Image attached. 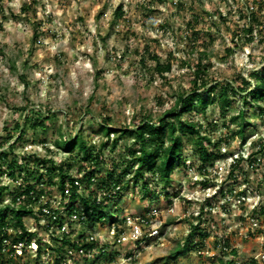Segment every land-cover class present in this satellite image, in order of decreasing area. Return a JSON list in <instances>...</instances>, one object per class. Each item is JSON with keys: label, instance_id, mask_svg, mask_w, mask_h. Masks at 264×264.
Returning a JSON list of instances; mask_svg holds the SVG:
<instances>
[{"label": "rangeland", "instance_id": "rangeland-1", "mask_svg": "<svg viewBox=\"0 0 264 264\" xmlns=\"http://www.w3.org/2000/svg\"><path fill=\"white\" fill-rule=\"evenodd\" d=\"M120 5L123 15L114 21ZM200 52L207 53L209 85L219 83L206 112L195 107L183 120L203 124L219 144V149L208 144L217 159L203 174L195 147L187 144L166 187L145 168L149 188L145 194L141 182L129 179L131 171L124 177L128 187L104 210L105 221H85L83 231L106 234L108 220L115 216L127 239L134 232L128 227L132 220L144 218L148 223L137 221L140 234L147 236L143 244L134 247L132 241H123L117 248L109 244L122 254L136 250L135 264H248L247 257L262 250L264 241V234L257 232L264 229V214L252 210L264 202V154L256 155L262 158L258 164L251 165L248 159L264 143V98L254 101L247 90L243 104L242 94L228 89L227 98L233 102L223 116L219 93L226 81L239 88L242 77L255 83L250 75L255 70L264 77V0H0V136L15 134V124L22 120L25 131L13 151L11 141L0 152L5 150L9 161L19 163L31 160L32 154L60 162L71 155L54 141L61 133L70 138L82 133L100 150L98 169L106 174L113 170L112 159L117 161L132 141L123 140L110 151L116 134L108 139L98 131V123L133 126L148 114L157 121L174 106L178 93L193 89ZM156 58L171 63V70L163 75L156 72ZM241 108L249 120L244 143L234 135L237 127L230 122ZM39 119L44 128L36 123ZM105 141L106 147L99 149ZM77 171L76 166L72 173ZM1 181L10 189L17 185L6 173ZM39 186L45 189L40 201L59 208L63 200L56 186ZM235 192L245 195L243 203ZM10 200L6 195L4 202ZM39 204H33L34 211ZM24 222L44 235L32 215ZM197 223L206 234L196 236L195 246L186 254L172 257L171 251L184 243ZM153 230L156 235H147ZM108 258L101 260L116 263ZM117 258L116 264L124 260Z\"/></svg>", "mask_w": 264, "mask_h": 264}, {"label": "trees", "instance_id": "trees-1", "mask_svg": "<svg viewBox=\"0 0 264 264\" xmlns=\"http://www.w3.org/2000/svg\"><path fill=\"white\" fill-rule=\"evenodd\" d=\"M114 13V21H117L123 15L122 6H118ZM205 60H207V53L200 52L193 70V89L190 92L183 91L178 93L174 106L159 115L157 121L154 122L151 115L148 114L138 124L133 126L117 128L110 126L105 121L98 123V131L102 132L108 139L111 134H116L110 142V151L114 152L118 143L123 140L132 141L121 153L117 161L112 159L113 170H109L106 174L98 169V165L101 163L100 150L95 149L96 145L89 142L82 133L75 134L71 138L65 137L61 133V137L54 141L58 149L71 155L60 162H56L52 156L41 157L32 154L31 160H22L19 163L17 160L9 161V153L5 150L0 152V241L4 238H10L13 242L19 239L30 241L36 233L27 229L24 217L32 215L36 223H38L41 219L40 213L44 214L41 210L44 206L52 211V214L46 220L48 223L51 221L52 224H56L59 219L56 211L51 208L47 200L45 202L40 201L45 189L40 187L39 184H45L47 187L55 185L63 198L65 197L64 191L68 184L70 188L69 203L73 206L74 203L79 202L83 208L82 213L86 216L85 221L93 223L96 220L105 221L103 219L104 210L117 201L122 191L128 187L129 181L124 179V177L129 175L131 171L132 175L129 179H133L135 183L141 182L143 194L149 190L144 173L145 168L147 169L146 171L150 172V176H157L156 180L162 182V188L166 187L171 182L172 172L180 163L183 157V150L187 144L195 147L200 161L199 168L204 174L206 172L205 167L213 165L214 160L218 157L216 153L210 152L208 144L212 143L218 149L219 144L211 140V137L205 132L203 124L191 119L183 120V115L195 107L205 113L207 106L215 99L213 93L219 82L209 85V63L205 64ZM154 69L160 75H163L171 70V63L163 64L156 58ZM250 75L254 77L255 83H252L251 79L248 80L242 77L240 88L235 87L230 81L224 82V85L221 86L219 105L223 116L226 115L225 108L233 102V100L227 98L228 89L234 94H242L243 104L247 103V95L243 94L247 90L250 99L254 101L264 98V77H260V72L257 70L250 73ZM202 91H206L207 95L203 96ZM44 117L48 119V116ZM230 122L236 124L237 128L234 131V135L239 136L244 143L246 141V129L249 125L245 110L241 108L237 114L230 116ZM36 123L44 128L43 120L39 119ZM23 126V120L18 121L15 124V128H17L15 134L10 133L6 136H0V147L12 141L10 143V151H13V148L25 136ZM14 137L15 139H13ZM107 144L108 142L106 141L101 142L99 149L105 148ZM263 149L264 143L260 142L257 151L250 154L249 161L252 163L257 154L264 153ZM235 164L234 160L233 168H235ZM237 165L239 166V163ZM4 166H6L5 169L3 168ZM76 166L78 171L73 174L72 170ZM233 168H231L229 174L230 178H233L234 175ZM3 173H6L17 184L14 189H10L11 187L8 183L1 181ZM30 181H34V183H30ZM76 181L82 185V192L78 191ZM229 191L231 192V190ZM221 192H223V195L225 194L224 191ZM6 195H9L10 202H4ZM36 201L40 203L37 212L33 210V204ZM256 212L264 214V204L260 205L259 208H255L254 213ZM53 215L55 218H52ZM108 221L113 224L117 221V218L111 216ZM10 226L20 233L18 235L9 234L5 227L10 228ZM204 234L206 233L200 229L199 223L192 225L184 243L182 245L178 244L171 251V256L177 257L181 254H186L191 245H193L194 238ZM38 240L40 241V239ZM65 243L66 241L62 242V245ZM226 246L227 243L224 248H227ZM233 251L235 253V250ZM60 262L61 260H56V264ZM6 263L0 252V264Z\"/></svg>", "mask_w": 264, "mask_h": 264}, {"label": "built area", "instance_id": "built-area-1", "mask_svg": "<svg viewBox=\"0 0 264 264\" xmlns=\"http://www.w3.org/2000/svg\"><path fill=\"white\" fill-rule=\"evenodd\" d=\"M261 159L262 158L259 157L255 158L251 165H254L255 162L258 164V161ZM75 183L78 184V191L82 192V185L79 184L78 181ZM64 192L65 197H62L63 201H59L58 205H61L59 208L50 205L59 217L56 224H52L51 221L50 224L46 220V218L52 214V211L45 206L41 208L44 214L40 216L41 219L36 224L41 225L44 235L38 234L37 230L29 229V227H27L29 231L36 233L30 241L19 239L16 242H13L10 238H4L0 241V252L3 256V260L7 262L6 264H12L11 262H13V264H56V260H61L58 264H87L89 262H91V264H105L101 258L107 255H109L108 259L110 262L117 263V261L119 262L117 257L122 256L124 260L123 262H120V264H135L138 258L136 250L129 249L125 254H122L123 252L121 250L117 249L115 251L113 246L111 247L109 244L113 243L115 248H117L116 244H120L123 241H132L134 247L141 243L143 244V241H145L147 236L140 234L141 229L138 226V222L148 223V220H145L144 218L132 220L133 222L128 225V227H131L134 231L132 233L134 236L131 234L130 238L127 239L125 234H123L124 230H121L119 224H108L106 227V234L105 232L100 233L104 234L107 239L103 242L100 240V234L95 232L86 234L83 231L84 222L86 220V216L82 213L83 208L79 202H76L71 206L69 201H64L65 198L68 199L70 196V188L68 184L66 185ZM235 193L236 196L234 197H237L239 203H243L246 199L245 195H239L237 192ZM262 204H264V202L260 201V203L254 206L252 209L253 213L254 209L259 208ZM67 205L69 208L67 209L66 207L65 210H62V207ZM258 214L259 213L256 212V215ZM52 218H55V216L53 215ZM5 229L12 235H18L20 233L19 231L12 229L11 226L10 228L5 227ZM136 231L139 232L138 235L134 234ZM257 232H260L262 235L264 234V229H257ZM156 234L157 231L153 230L148 232L147 235L154 236ZM249 234L254 236L253 232H250ZM38 239H40V241ZM64 241H66V243L62 245V242ZM262 243V250L247 257L248 264H264V241ZM44 255L47 256V259L44 258L38 262V257ZM29 259H32L33 261L29 262Z\"/></svg>", "mask_w": 264, "mask_h": 264}]
</instances>
